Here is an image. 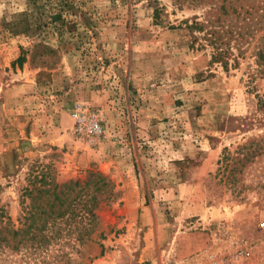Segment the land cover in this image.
I'll list each match as a JSON object with an SVG mask.
<instances>
[{
	"label": "rangeland",
	"instance_id": "1",
	"mask_svg": "<svg viewBox=\"0 0 264 264\" xmlns=\"http://www.w3.org/2000/svg\"><path fill=\"white\" fill-rule=\"evenodd\" d=\"M228 2L0 0V205L19 225L34 177L108 182L89 186L102 198L90 235L73 224L0 264H166L225 234L264 244V75L253 46L225 68L187 26L264 7ZM78 108L102 137L75 132Z\"/></svg>",
	"mask_w": 264,
	"mask_h": 264
},
{
	"label": "trees",
	"instance_id": "2",
	"mask_svg": "<svg viewBox=\"0 0 264 264\" xmlns=\"http://www.w3.org/2000/svg\"><path fill=\"white\" fill-rule=\"evenodd\" d=\"M187 26L192 32H203V39L214 49L213 61L221 62L225 68H229L231 59L233 65H238L239 58L253 46L251 56L256 57L259 71L264 75V7L261 11L253 6L240 11L232 5L224 6L215 19L193 21ZM39 180L34 177L31 186L25 189L30 201L24 207L19 225L10 221V216L0 205V257L8 251L19 254L24 246L38 255L40 251L48 250L55 241L67 237L65 234H73V224L84 228L82 233H77L78 240L94 231L97 224L94 210L102 199L99 197L101 187L96 186L108 183L101 173L91 172L83 186L76 180L63 184ZM94 183L95 189L90 191L89 186ZM65 254L68 256V253ZM40 262L43 263V260Z\"/></svg>",
	"mask_w": 264,
	"mask_h": 264
},
{
	"label": "built area",
	"instance_id": "3",
	"mask_svg": "<svg viewBox=\"0 0 264 264\" xmlns=\"http://www.w3.org/2000/svg\"><path fill=\"white\" fill-rule=\"evenodd\" d=\"M75 132L89 141L103 135V126L98 113L82 108L72 113ZM264 229V221L258 222ZM209 246L195 253L191 258L170 261L166 264H264V244H258L238 234L217 236Z\"/></svg>",
	"mask_w": 264,
	"mask_h": 264
},
{
	"label": "crops",
	"instance_id": "4",
	"mask_svg": "<svg viewBox=\"0 0 264 264\" xmlns=\"http://www.w3.org/2000/svg\"><path fill=\"white\" fill-rule=\"evenodd\" d=\"M159 230V229H158ZM200 238V237H199ZM213 239V236H209L208 237V240H210V242L212 241ZM206 240H204L203 238H200V239H195L193 238L192 240H189L188 241V244L191 246L190 248H202L203 244H207V242H205Z\"/></svg>",
	"mask_w": 264,
	"mask_h": 264
}]
</instances>
